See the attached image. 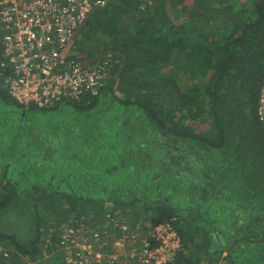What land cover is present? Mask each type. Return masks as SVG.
<instances>
[{
  "label": "trees",
  "instance_id": "trees-1",
  "mask_svg": "<svg viewBox=\"0 0 264 264\" xmlns=\"http://www.w3.org/2000/svg\"><path fill=\"white\" fill-rule=\"evenodd\" d=\"M6 33L0 264H68L67 226L111 249L139 222L152 246L159 225L179 233L170 264H264V0H113L70 56L105 66L103 84L43 107L11 97Z\"/></svg>",
  "mask_w": 264,
  "mask_h": 264
},
{
  "label": "built area",
  "instance_id": "built-area-1",
  "mask_svg": "<svg viewBox=\"0 0 264 264\" xmlns=\"http://www.w3.org/2000/svg\"><path fill=\"white\" fill-rule=\"evenodd\" d=\"M113 0H0V30L4 35L2 66H11L7 87L20 103L48 106L62 98L79 99L96 93L103 84L106 68L90 67L71 59L65 50L80 34L85 22ZM109 62V60L107 61ZM106 62V63H107ZM259 114L264 125V84L259 96ZM84 225H82L83 227ZM126 229V226H122ZM83 228L67 226L63 237L74 250H65L68 264H170L184 251L179 233L169 224L130 243L119 237L114 248L105 250ZM98 238L99 234H94ZM99 247V248H97ZM220 264H230L223 260Z\"/></svg>",
  "mask_w": 264,
  "mask_h": 264
},
{
  "label": "rangeland",
  "instance_id": "rangeland-1",
  "mask_svg": "<svg viewBox=\"0 0 264 264\" xmlns=\"http://www.w3.org/2000/svg\"><path fill=\"white\" fill-rule=\"evenodd\" d=\"M182 19H180V20H177V21H181ZM69 55H81L80 53L81 52H79L77 49H76V47H75V44H74V41L72 40L68 45H67V47H66V50H65ZM112 52L110 51V52H108L107 53V55L109 56L110 54H111ZM98 54V56H100V55H103L102 53H97ZM116 92L118 93V95L119 96H122V93H121V91L119 90V89H116ZM255 165L257 166V168L260 170V173H261V175H259V180H258V182L257 183H259V184H264V161H260V162H256L255 163ZM68 212H70V211H68ZM73 212V211H72ZM53 214V213H52ZM71 214V213H70ZM73 215V214H72ZM71 215V217H70V220H75V218H72V217H74V216H72ZM57 216H49V218H50V222H52L53 224H56V225H59V230L61 229V231H63V226H65L66 224H65V222L64 223H62L64 220H65V218H61V219H59V217L58 218H56ZM68 218V217H67ZM83 218H85V217H82V220H83ZM107 219H106V221L102 224V231L101 232H103V233H107V234H109V235H113V233H110L109 232V226H107L108 225V222H109V220H111V221H114V223H115V225H117V223H120V220L119 219H116V218H113V219H109V217H108V215H107V217H106ZM134 219H133V221H135L136 220V218L135 217H133ZM57 222V223H56ZM50 225V227H51V229L53 230L54 228H52L53 226H55V225ZM127 225V224H126ZM99 226V225H98ZM128 226V225H127ZM136 228H137V230H139V231H136V229L134 228V230L136 231V234H134V235H132V236H130V235H123L125 238H126V247L124 246V248H122V249H120V250H128V248L130 247V243H135L136 241H140V237L142 236V234H139L140 233V231H143L144 230V227H146V224H143L142 222H139V223H137L136 225ZM60 231V232H61ZM99 232V231H98ZM90 234H92V233H90ZM106 234V235H107ZM91 236V235H90ZM133 237H135V239H136V241L135 240H133V239H131V238H133ZM119 238V236H117L116 237V239H114V240H117ZM102 245V243H98V245ZM108 247H110L111 249H106L105 247H104V249L105 250H114V245H113V243H111L110 245H108ZM97 248H99V247H97ZM242 249L244 250V249H247V246H246V244L244 243L243 245H242ZM67 255V252L65 253V255L63 256L64 257V259H65V256ZM46 257H49L50 256V254H47V255H45ZM205 257V256H204ZM29 262V261H28ZM27 262V263H28Z\"/></svg>",
  "mask_w": 264,
  "mask_h": 264
},
{
  "label": "crops",
  "instance_id": "crops-1",
  "mask_svg": "<svg viewBox=\"0 0 264 264\" xmlns=\"http://www.w3.org/2000/svg\"><path fill=\"white\" fill-rule=\"evenodd\" d=\"M81 31H82V30H81ZM81 31H80V32H81ZM115 241H116V240H114V241H113V245H114ZM114 250H117V249H116V248H114Z\"/></svg>",
  "mask_w": 264,
  "mask_h": 264
}]
</instances>
